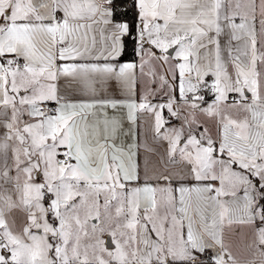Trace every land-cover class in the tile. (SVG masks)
Masks as SVG:
<instances>
[{"label": "snow or ice", "instance_id": "obj_1", "mask_svg": "<svg viewBox=\"0 0 264 264\" xmlns=\"http://www.w3.org/2000/svg\"><path fill=\"white\" fill-rule=\"evenodd\" d=\"M128 7L0 0V264H264V0Z\"/></svg>", "mask_w": 264, "mask_h": 264}, {"label": "crops", "instance_id": "obj_2", "mask_svg": "<svg viewBox=\"0 0 264 264\" xmlns=\"http://www.w3.org/2000/svg\"><path fill=\"white\" fill-rule=\"evenodd\" d=\"M135 61L139 63L138 57H135ZM76 62L78 63H100V64L104 63L103 60H78ZM119 62L124 63V62H131V61H121L120 60ZM57 63H64V62L57 61ZM165 67H167V65H165ZM159 71L161 72V74H163L164 70L159 69ZM136 73H137L138 83L136 85V97L135 98L138 99L140 87H141L139 83V69L138 68L136 69ZM57 86H58L59 93L65 98L67 102H70V103H85V102H91L94 99L95 100L107 99V100L123 101L127 98L124 90L121 88L118 82L115 81L114 79L105 81L102 87L99 83L94 84V87L96 88L95 93L83 91L81 89L80 84L77 81L73 80L71 77L61 76L57 80ZM107 111L110 116L112 115L120 116L121 115V113L116 112L111 108H108ZM122 115H123L122 126H123V129L127 132L129 128L132 126L130 125V122L127 120L126 110H124ZM145 128H146L145 122L138 120L137 126L135 127L137 142H140L145 138ZM122 139L125 141L126 144L132 142L131 137L129 136L122 137ZM138 159L141 164V170L143 171V164H144L145 157L144 155H140ZM141 183H143V181H141Z\"/></svg>", "mask_w": 264, "mask_h": 264}, {"label": "trees", "instance_id": "obj_3", "mask_svg": "<svg viewBox=\"0 0 264 264\" xmlns=\"http://www.w3.org/2000/svg\"><path fill=\"white\" fill-rule=\"evenodd\" d=\"M119 2L121 4H124V5H128V12H127V15L126 16H120L118 18L120 19H127L128 21H133L134 20V12H133V9L130 7L131 3H132V0H119ZM119 12H123V9L120 8L118 9ZM121 61H133L135 60V56H133L132 52H131V43L129 42L128 44V51L126 52L125 55H123L121 58H120Z\"/></svg>", "mask_w": 264, "mask_h": 264}, {"label": "rangeland", "instance_id": "obj_4", "mask_svg": "<svg viewBox=\"0 0 264 264\" xmlns=\"http://www.w3.org/2000/svg\"><path fill=\"white\" fill-rule=\"evenodd\" d=\"M105 239H106V245L111 246V238L106 236Z\"/></svg>", "mask_w": 264, "mask_h": 264}]
</instances>
